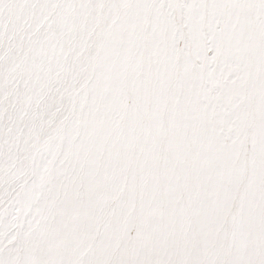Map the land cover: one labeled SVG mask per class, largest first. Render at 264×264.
<instances>
[{
	"label": "snow or ice",
	"instance_id": "6c2138e0",
	"mask_svg": "<svg viewBox=\"0 0 264 264\" xmlns=\"http://www.w3.org/2000/svg\"><path fill=\"white\" fill-rule=\"evenodd\" d=\"M0 264H264V0H0Z\"/></svg>",
	"mask_w": 264,
	"mask_h": 264
}]
</instances>
